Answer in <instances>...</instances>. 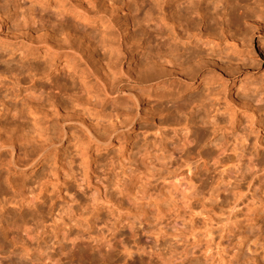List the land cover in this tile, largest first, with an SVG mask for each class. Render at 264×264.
<instances>
[{
	"label": "rangeland",
	"instance_id": "374dc122",
	"mask_svg": "<svg viewBox=\"0 0 264 264\" xmlns=\"http://www.w3.org/2000/svg\"><path fill=\"white\" fill-rule=\"evenodd\" d=\"M189 1L0 0V264H264V0Z\"/></svg>",
	"mask_w": 264,
	"mask_h": 264
},
{
	"label": "bare ground",
	"instance_id": "6f19581e",
	"mask_svg": "<svg viewBox=\"0 0 264 264\" xmlns=\"http://www.w3.org/2000/svg\"><path fill=\"white\" fill-rule=\"evenodd\" d=\"M254 1L250 4L249 0H242L241 1V3H243L242 13H246L253 6H254L253 8L257 7L254 5L255 4ZM188 2H190V1L188 0ZM81 5L82 4L79 3V6H78V13H80L79 17L86 20L87 22L89 20L94 21V20L88 19L87 16H89V13L87 11V8L84 7V5H83V7ZM190 7H189V9H192V10L190 11L189 14L193 15L196 10H193L194 7H191V8ZM11 9H12L11 14H13L14 17H16L19 20L18 25L21 29H23V28L26 29V28H28L30 23H34L33 14L30 12L25 13L23 8H22V4L15 1V2H13ZM30 25H31L30 27H32V28H29L30 32H28V34H31V36H34V37L37 34L40 35V36H38V35L37 36L41 39V42H43L45 45H48L51 47L54 46V47H56L55 49H57V51L66 50L68 53H70L69 52L70 50L74 51V54H76L77 59H75V62L73 63L71 68H72V70L74 69V71L76 73L83 71L84 65H82L79 62V60L82 59L80 57L81 52L79 50H80V47L83 48V42L81 41L82 36H79L77 33L80 30L78 24L76 26L73 25L72 23H69L68 25H62V24L51 25L49 23L41 24L39 26H34L33 24H30ZM100 66L102 67L101 68V76L104 78L103 83L106 84L104 86L105 91H109L110 88L108 86H109V83L111 81L108 78L109 77L108 71L110 69L109 68L105 69V67L99 63V67ZM71 90H74V89H71ZM58 96H59L58 93H56V94L54 93L53 99H56ZM58 103L61 104L60 102H58ZM128 103H129V105L138 106L139 105V99L137 97L132 96V97H130V100H128ZM129 113H130V109H128V111H127V116H129ZM58 119H57V121L61 123V119H59V120ZM62 119L66 120V118H62ZM133 121H134L133 119L129 120V122H131V125L133 124ZM85 131H86L88 138L91 141H94L96 143L100 142L97 139V137L94 135V133L91 130H89V128H86ZM3 141L4 140H2L0 137V152H2L5 149H8L10 151L9 153L11 154V155L9 154L11 157V162H13V164H15L14 163V154H15L16 150L18 149L17 143L15 141H13V139H10V138L8 141H6L7 143H3ZM30 166H33V165H30ZM176 187L177 186H175L174 188L176 189Z\"/></svg>",
	"mask_w": 264,
	"mask_h": 264
}]
</instances>
